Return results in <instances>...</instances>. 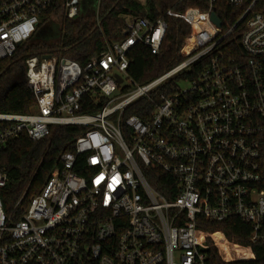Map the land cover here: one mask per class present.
<instances>
[{
  "label": "built area",
  "instance_id": "obj_1",
  "mask_svg": "<svg viewBox=\"0 0 264 264\" xmlns=\"http://www.w3.org/2000/svg\"><path fill=\"white\" fill-rule=\"evenodd\" d=\"M61 1L73 20L86 0ZM218 1L209 0L205 12H167L190 26L183 61L145 86L128 75L129 53L144 45L158 55L168 34L163 19H128L126 38L85 66L55 56L26 60L37 105L31 115L0 113V153L22 135L49 138L52 126L88 130L19 220L5 211L0 169V264H211L212 247L227 263L245 255L223 232L213 246L201 239L200 218L237 219L253 245L264 244V0H226L241 12L228 31L212 21ZM57 2L0 0L1 60L36 34ZM239 26L245 60L224 51ZM195 66L194 77L177 80ZM141 99L153 107L146 122L126 117ZM94 103L101 110L81 113ZM151 169L171 177L168 195L154 187Z\"/></svg>",
  "mask_w": 264,
  "mask_h": 264
},
{
  "label": "trees",
  "instance_id": "obj_2",
  "mask_svg": "<svg viewBox=\"0 0 264 264\" xmlns=\"http://www.w3.org/2000/svg\"><path fill=\"white\" fill-rule=\"evenodd\" d=\"M190 8L205 12L209 9V0H99L96 8H91L86 14L81 13L73 20L68 18L64 3L58 0L42 15L36 32L38 35L21 45L12 58L0 59V113L33 114L37 102L27 85V59L55 56L85 66L105 51L108 44L126 38L128 19H163L168 24V34L158 55H153L144 45H136L129 53L130 79L139 86L151 83L183 61L180 50L190 34V26L185 21L170 17L167 12L184 13ZM213 12L221 20L225 31L233 28L241 17V12L229 6L226 0H219ZM48 28L54 31L53 37L41 34ZM240 33L241 26L224 42V51L227 57L245 60ZM197 69L198 66H195L191 73L181 75L177 80L194 77ZM173 85L175 80L169 82V86ZM102 106L94 103L90 108H83L81 113L95 114ZM151 111L150 102L141 99L127 109L126 117L134 115L146 122ZM87 130L79 126H52L51 136L45 140L34 142L22 135L5 144L0 153V169L7 176V185L1 192L7 214L16 220L23 217L32 198L43 189L55 170L62 169V156L75 152L77 138ZM75 171L86 176L79 169ZM150 173L159 179L158 184L153 182L154 187L168 195L166 183L171 181V177L159 169H151ZM198 221V235L208 244L213 246L215 235L223 232L231 242L245 248V255L236 262L227 263L219 250L212 247L207 250L211 264H264V244L253 245L248 238L249 227L239 220L221 224H212L201 218Z\"/></svg>",
  "mask_w": 264,
  "mask_h": 264
},
{
  "label": "water",
  "instance_id": "obj_3",
  "mask_svg": "<svg viewBox=\"0 0 264 264\" xmlns=\"http://www.w3.org/2000/svg\"><path fill=\"white\" fill-rule=\"evenodd\" d=\"M98 0H86L85 2H83V6H82V14H86L87 12H89V10L91 8H96V4H97ZM212 21L218 26V27H222V22L219 19V17L213 13L212 14ZM38 35V33L36 34ZM46 59H49L50 57L47 56L45 57ZM119 83H122V79L120 77H117Z\"/></svg>",
  "mask_w": 264,
  "mask_h": 264
},
{
  "label": "flooded vegetation",
  "instance_id": "obj_4",
  "mask_svg": "<svg viewBox=\"0 0 264 264\" xmlns=\"http://www.w3.org/2000/svg\"><path fill=\"white\" fill-rule=\"evenodd\" d=\"M51 32H52V28H48L46 31H42L41 34L48 36V37H50V36L53 37L54 33L51 34Z\"/></svg>",
  "mask_w": 264,
  "mask_h": 264
},
{
  "label": "rangeland",
  "instance_id": "obj_5",
  "mask_svg": "<svg viewBox=\"0 0 264 264\" xmlns=\"http://www.w3.org/2000/svg\"><path fill=\"white\" fill-rule=\"evenodd\" d=\"M90 11H91V9H90ZM52 33H54L53 30H52L51 34H52ZM180 86H181V88H182L183 90H189V89H190V85H188V84H186V83L181 84ZM43 188H44V187H43ZM38 193H39V192H38ZM38 193H37V195H38Z\"/></svg>",
  "mask_w": 264,
  "mask_h": 264
}]
</instances>
